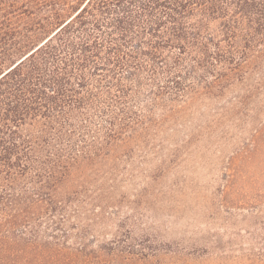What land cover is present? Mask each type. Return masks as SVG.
<instances>
[{
    "label": "trees",
    "instance_id": "1",
    "mask_svg": "<svg viewBox=\"0 0 264 264\" xmlns=\"http://www.w3.org/2000/svg\"><path fill=\"white\" fill-rule=\"evenodd\" d=\"M250 77L264 0H0V264L158 256L127 182L161 171L187 103Z\"/></svg>",
    "mask_w": 264,
    "mask_h": 264
},
{
    "label": "rangeland",
    "instance_id": "2",
    "mask_svg": "<svg viewBox=\"0 0 264 264\" xmlns=\"http://www.w3.org/2000/svg\"><path fill=\"white\" fill-rule=\"evenodd\" d=\"M164 136L161 171L127 182L121 213L160 249L147 264H264V78L190 101Z\"/></svg>",
    "mask_w": 264,
    "mask_h": 264
}]
</instances>
